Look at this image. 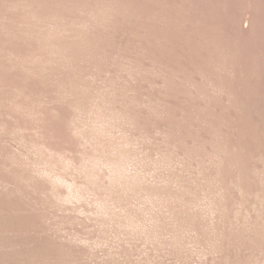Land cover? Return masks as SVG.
<instances>
[{
	"label": "rangeland",
	"instance_id": "374dc122",
	"mask_svg": "<svg viewBox=\"0 0 264 264\" xmlns=\"http://www.w3.org/2000/svg\"><path fill=\"white\" fill-rule=\"evenodd\" d=\"M0 264H264V0H0Z\"/></svg>",
	"mask_w": 264,
	"mask_h": 264
}]
</instances>
